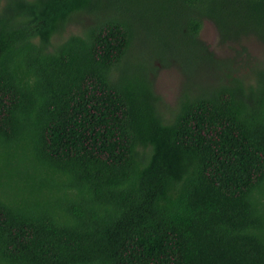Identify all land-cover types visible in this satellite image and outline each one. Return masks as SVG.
Returning a JSON list of instances; mask_svg holds the SVG:
<instances>
[{
    "label": "trees",
    "instance_id": "trees-1",
    "mask_svg": "<svg viewBox=\"0 0 264 264\" xmlns=\"http://www.w3.org/2000/svg\"><path fill=\"white\" fill-rule=\"evenodd\" d=\"M96 2L0 0V264H264V61L239 78L200 38L264 47V0Z\"/></svg>",
    "mask_w": 264,
    "mask_h": 264
},
{
    "label": "rangeland",
    "instance_id": "rangeland-1",
    "mask_svg": "<svg viewBox=\"0 0 264 264\" xmlns=\"http://www.w3.org/2000/svg\"><path fill=\"white\" fill-rule=\"evenodd\" d=\"M115 1L116 0H97L100 4H106L107 2L112 5ZM118 1L122 2L120 6L121 13H128L130 16H133L137 10L134 4L144 0ZM137 16L138 20L136 21L135 27L138 30V39L144 45L161 48L160 46L163 45V41H169L171 36L177 37L174 35L175 28L172 25V22L176 20L174 16L172 18L171 16L161 17L160 19ZM95 21V17L83 14V16L73 18L70 27L75 29L76 27L88 26ZM200 38L218 58L236 59L237 64L234 68L238 69V73H236L235 76L239 78L250 74L252 69L261 67L258 63L264 61V47L255 41V39H249L241 44H222L217 28L212 22L205 21ZM244 49H247V52H245ZM173 64H175V62H173ZM184 77L182 71L176 66L166 65L160 61L154 63V68L150 72V80L154 84L155 93L172 109L178 104L179 95L186 80Z\"/></svg>",
    "mask_w": 264,
    "mask_h": 264
}]
</instances>
